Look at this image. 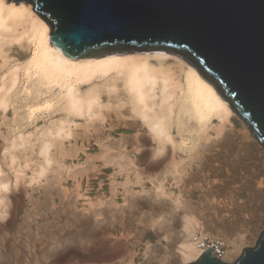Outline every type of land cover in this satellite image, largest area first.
<instances>
[{
	"label": "bare ground",
	"instance_id": "obj_1",
	"mask_svg": "<svg viewBox=\"0 0 264 264\" xmlns=\"http://www.w3.org/2000/svg\"><path fill=\"white\" fill-rule=\"evenodd\" d=\"M50 32L51 25L31 1L0 0L2 118L18 99L22 119L29 122L41 112H64L34 133L14 135L7 147L10 163L16 161L12 151L19 145L31 151L37 145L40 158L29 179L38 185L43 179L46 185L54 183L73 212L93 221L105 214L113 217L140 192L150 193L163 213L176 215L171 221L181 226L177 252L182 263L196 260L207 247L215 253L210 244L200 246L208 236L223 249L220 259L235 261L264 225V142L219 86L175 50L118 48L74 57L52 44ZM112 111L122 116L129 112L126 123L136 126L135 131L118 140L104 137ZM90 129L99 148L93 156L126 170L123 180H112L109 196L93 199L80 189L79 172H86L87 166L70 172V188L59 176L62 158L84 151L82 140ZM68 137L72 141L65 145ZM145 151L156 157L157 171L147 161L133 160L132 153ZM86 161L92 166L91 155ZM139 164L144 172L137 169ZM12 169L13 182L0 166V213L6 210L11 182L24 180V168ZM118 185L122 203L116 199Z\"/></svg>",
	"mask_w": 264,
	"mask_h": 264
},
{
	"label": "rangeland",
	"instance_id": "obj_2",
	"mask_svg": "<svg viewBox=\"0 0 264 264\" xmlns=\"http://www.w3.org/2000/svg\"><path fill=\"white\" fill-rule=\"evenodd\" d=\"M103 98L106 99V94H103ZM5 114V118H2L0 109V166L3 173L12 181L14 178L12 168L20 165L24 168V180H18L17 184L11 182L7 200L5 198L6 212L0 213V264L189 263H182L178 256L177 245L182 233L181 226L179 222L171 221L176 215L171 214L170 217L163 213L154 195L140 192L130 197L131 201L123 210L119 209L115 212L117 213L114 214L115 217L105 214L100 220L93 221L73 212L74 210L66 205L65 200L61 199V191L54 183L46 185L43 179L40 186L36 184V179H29L34 162L40 158L37 145L34 146L33 151L29 147L24 148L23 145H19L12 151L16 161L10 163L7 147L11 139H14L13 136L20 131L23 135L28 132L34 133L49 121L61 118L64 114L61 109L41 112L34 121L29 122L22 119L24 111L18 99ZM128 120H130L129 112H125L122 116L112 111L105 123L104 137L109 135L111 139L118 140L121 136L132 134L136 126L128 125L126 123ZM77 121H82V118ZM143 132H147L144 127ZM88 134L87 139L82 140L84 151H78L71 156L65 155L62 158L63 166L59 170V176L62 180L66 178L63 182L70 188L74 184L70 172L74 173L79 165L87 166L86 172L85 170L79 172L81 192L86 198L91 199L102 195L109 196L112 180H123L126 170L112 161L103 162L93 156L99 152L98 143L94 140L93 129H90ZM32 141L35 143L34 140ZM69 141H72V137L64 140L65 145H68ZM87 155H91L92 166L86 161ZM131 155L134 161H138L137 158H140L141 162L147 161L151 169L157 171L156 157L148 151L134 152ZM27 158H31V163L25 168L23 163ZM143 167V164H139L137 169L144 172ZM145 182L149 187L147 179ZM138 187L135 185L136 189ZM120 192L119 186L116 199L122 203ZM82 202L83 199L80 198L79 203ZM263 230L264 225L250 246L255 245Z\"/></svg>",
	"mask_w": 264,
	"mask_h": 264
},
{
	"label": "water",
	"instance_id": "obj_3",
	"mask_svg": "<svg viewBox=\"0 0 264 264\" xmlns=\"http://www.w3.org/2000/svg\"><path fill=\"white\" fill-rule=\"evenodd\" d=\"M9 1V0H8ZM74 57L164 48L190 57L264 142V0H29ZM187 264H264V230L233 262L202 250Z\"/></svg>",
	"mask_w": 264,
	"mask_h": 264
},
{
	"label": "built area",
	"instance_id": "obj_4",
	"mask_svg": "<svg viewBox=\"0 0 264 264\" xmlns=\"http://www.w3.org/2000/svg\"><path fill=\"white\" fill-rule=\"evenodd\" d=\"M215 242H216V241L212 242V241L210 240V237L208 236V237H205L204 241L200 243V246H203V245H205V244H206V245L210 244V245L214 248V250H215V253H213V255H215L216 257L220 258L223 249L217 247V245H216ZM214 243H215V244H214Z\"/></svg>",
	"mask_w": 264,
	"mask_h": 264
}]
</instances>
